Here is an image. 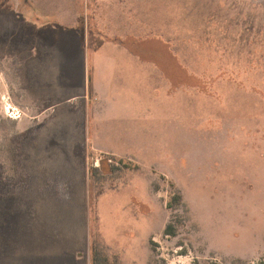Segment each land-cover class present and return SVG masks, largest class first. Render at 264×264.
<instances>
[{
    "label": "rangeland",
    "instance_id": "rangeland-1",
    "mask_svg": "<svg viewBox=\"0 0 264 264\" xmlns=\"http://www.w3.org/2000/svg\"><path fill=\"white\" fill-rule=\"evenodd\" d=\"M0 264H264V0H0Z\"/></svg>",
    "mask_w": 264,
    "mask_h": 264
}]
</instances>
